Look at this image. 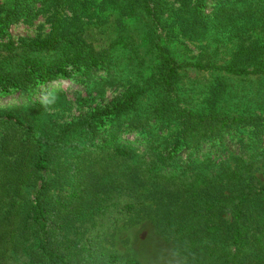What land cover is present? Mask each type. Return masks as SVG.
<instances>
[{
	"label": "trees",
	"instance_id": "1",
	"mask_svg": "<svg viewBox=\"0 0 264 264\" xmlns=\"http://www.w3.org/2000/svg\"><path fill=\"white\" fill-rule=\"evenodd\" d=\"M39 1L0 4V99L15 93L31 95L44 85L79 73L89 76L99 68L112 71L107 51L88 48L64 33L29 45L34 51L50 52L46 60L23 58L17 53L11 39L6 41V30ZM260 1L264 9V0ZM54 2L62 3L76 17L89 14L80 0ZM162 3L144 2L143 11L153 25L161 23L158 13ZM204 3L194 0L196 18L192 25L183 27L193 31V36L207 27L201 13ZM136 10L132 0L131 14ZM226 11L221 10L222 26L233 20ZM262 16L264 30V10ZM125 30L123 26V33ZM130 31L113 46H141ZM152 52L157 59L154 69L166 90L190 67L217 69L235 77L264 75V69L249 70L234 64L180 63L160 34ZM148 92L135 86L96 110L80 126L81 142L69 147L65 134L45 133L33 118L20 115L19 108L0 112V264H141L105 249L98 230L104 227L102 217L110 211H117L118 223L144 207L145 202L133 191L137 182L154 187L166 199L158 212L159 227L193 264H264V184L254 176L259 167L264 168V149H258L264 117L203 116L182 109L165 95L157 99ZM54 93L64 95L62 91ZM42 104L34 103L32 110ZM151 121L155 126L149 125ZM177 121L185 124L180 135L184 138L173 147L165 142L159 151L162 144L157 127ZM232 125H250L256 138L254 147H245L234 165L209 159L198 164L175 161L187 135L198 142L220 137ZM145 128L149 136L146 152L138 154L131 144L117 143L126 130L142 134ZM49 171L53 180L47 176ZM57 181L67 183L69 189L51 195Z\"/></svg>",
	"mask_w": 264,
	"mask_h": 264
},
{
	"label": "rangeland",
	"instance_id": "2",
	"mask_svg": "<svg viewBox=\"0 0 264 264\" xmlns=\"http://www.w3.org/2000/svg\"><path fill=\"white\" fill-rule=\"evenodd\" d=\"M8 1L0 0V4ZM54 1L36 2L25 16L7 28L6 41L11 39L15 51L23 58L46 60L50 52L34 51L29 45L54 34L73 35L88 48L107 51L111 56L112 71L99 68L89 76L79 73L72 79L44 85L31 95L15 93L3 97L0 112L8 107L19 108L20 115L33 118L45 133L65 134L68 147L81 142L80 126L86 118L135 86L149 89L147 94L158 96L157 99L165 95L182 109L203 116L264 117V75L235 77L217 69L201 71L190 67L183 69L171 89L166 90L154 69L157 59L152 52L157 34H160L162 42L180 63L234 64L249 70L264 69V30L261 26L264 9L260 0H205L201 13L207 27L196 36L193 31L183 29L194 22L191 21L195 17L192 12L194 0H161L165 5L162 3L158 13L161 23L157 26L143 11L145 0H134L137 4L134 15L131 14L132 0H80L87 6L84 12L89 14L83 13L79 17ZM153 1L156 4L159 0ZM221 10H227L225 14L233 19L227 26H222ZM123 26L126 32L133 31L141 46L135 49L124 44L113 46L123 37ZM68 28L70 34H67ZM1 53L7 55L4 51ZM154 72L157 74L153 75ZM56 91H62L64 95H55ZM36 102L45 104L33 111L32 105ZM149 125L155 126L153 121ZM184 129L185 124L179 121L157 127L162 144L158 150L164 149L165 142H170L169 147H173L184 138L180 137ZM144 130L142 134L126 130L117 143L131 144L138 154H142L147 151L149 142L148 128ZM252 131L250 125H232L225 128L220 137L198 142L187 135L178 147L175 161L198 164L209 159L217 164L234 165L245 147L248 150L254 147L256 138ZM262 137L258 148L261 151L264 149V135ZM69 153L66 152L65 157ZM47 176L54 179L51 171ZM254 176L264 184L263 167H259ZM68 189L67 183L57 181L51 195L57 196L60 190ZM133 191L145 202L144 207L134 215L121 218L118 223L115 222L117 211L103 216L104 227L98 228L102 246L122 257L135 258L141 264H193L159 227L158 212L166 199L154 187L139 182ZM28 192L35 194L33 190Z\"/></svg>",
	"mask_w": 264,
	"mask_h": 264
}]
</instances>
